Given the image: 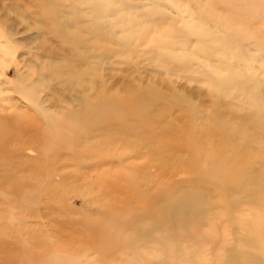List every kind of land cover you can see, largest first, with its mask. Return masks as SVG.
Wrapping results in <instances>:
<instances>
[{"label": "rangeland", "instance_id": "1", "mask_svg": "<svg viewBox=\"0 0 264 264\" xmlns=\"http://www.w3.org/2000/svg\"><path fill=\"white\" fill-rule=\"evenodd\" d=\"M263 33L264 0H0V264H264ZM132 88L155 93L145 121L82 128L80 107L126 109ZM211 151L257 171L258 199L218 196ZM169 190L206 192L198 223L128 224Z\"/></svg>", "mask_w": 264, "mask_h": 264}, {"label": "bare ground", "instance_id": "2", "mask_svg": "<svg viewBox=\"0 0 264 264\" xmlns=\"http://www.w3.org/2000/svg\"><path fill=\"white\" fill-rule=\"evenodd\" d=\"M103 1V0H102ZM229 1V0H227ZM232 3V2H231ZM243 5V4H242ZM245 5V4H244ZM243 5V7H244ZM209 7V6H208ZM234 7V10L235 7V4L233 5ZM248 7V5L246 6ZM245 9V7H244ZM209 10V9H208ZM250 10V9H248ZM237 12V10H236ZM241 15L242 12H241ZM217 15H215L216 17ZM248 17V16H247ZM217 18V17H216ZM249 18V17H248ZM229 19V18H227ZM223 21V17H222V20ZM221 23V22H220ZM232 26V21L230 19V21L228 22V27ZM198 27V25H197ZM199 28V27H198ZM196 30V28H194ZM229 29V28H228ZM201 30V29H200ZM207 30V29H206ZM205 30V31H206ZM230 30V29H229ZM202 31V30H201ZM207 32V31H206ZM206 32H204L206 34ZM241 32L240 34H244V31H239ZM251 32V31H250ZM239 34V33H238ZM251 34V33H250ZM230 36H232V34H230ZM263 36H264V33H263ZM244 37V36H243ZM242 38V37H241ZM251 39V38H250ZM262 38H258L257 40L258 41H261ZM225 40V38H224ZM218 41V40H217ZM257 41V42H258ZM213 42V41H212ZM230 43V42H229ZM260 44V42H258ZM215 44V42H214ZM258 49V48H257ZM221 50V49H220ZM169 58H171L169 55H167ZM167 56H164L165 58L168 59ZM175 56V55H174ZM178 56V55H177ZM176 56V57H177ZM180 57V55H179ZM173 58V57H172ZM182 60H183V57H181ZM188 58V57H187ZM179 58L177 57V59H175L176 61L178 60ZM185 59V58H184ZM181 59H179L180 61ZM181 60V61H182ZM188 60V59H186ZM178 61V62H179ZM180 61V62H181ZM183 62V61H182ZM181 62V65H184L186 63H183L182 64ZM221 62H224V61H221ZM220 62V63H221ZM188 64V62H187ZM180 65V63L178 64ZM188 67V65H187ZM230 79H239L240 78V74H237V75H230L229 76ZM224 84V83H223ZM128 88H131V87H128ZM133 89V88H132ZM29 90V89H28ZM134 90V93L133 95H130L129 97H127L126 99H122L118 102V104L120 105V103L122 104H126V109L118 106L116 103H99L95 106L96 108V111L93 112V113H89L87 112V108L84 107V105L82 107H80V109L77 111V117H83L82 120H85V125L82 127V128H86V127H89L92 126V125H96V124H103L105 126H110V125H113V123H117V121H121V122H124L125 119L127 117H129V119H139V120H143L145 121L146 120V117H144V113L146 110L149 109L150 107V103L152 101V97L154 96V92H150L151 94H147L145 92H142V91H136L135 89ZM130 91V90H128ZM170 100H173V96H169L168 97ZM128 102L130 104H127L125 102ZM76 112V111H74ZM70 116V115H69ZM74 117V116H73ZM76 117H74L75 119ZM79 119V118H78ZM60 121V120H59ZM63 121H64V118H63ZM212 122H213V126L214 127H217L221 133L223 134V136L226 137V139H228L227 137H229L231 135V131L228 132V130L230 128L227 127V122H226V119L224 118L223 115H215L213 114L212 116ZM75 124V123H74ZM262 125L263 123L261 121H258L256 123H254V128L257 129V130H260V129H263L262 128ZM60 130H63V129H60ZM65 134V132H64ZM63 134V135H64ZM194 133H191V139L193 141V143H196L197 142V139L196 137L193 135ZM207 134H210L209 132ZM62 135V134H61ZM67 135V134H65ZM59 137V136H58ZM187 137L190 141V132L187 133ZM224 137V139H225ZM110 139V143L112 141H114L115 139ZM112 140V141H111ZM227 144V142H225V145ZM162 146L166 147V144L165 143H162L161 144ZM228 145L231 146V149H235V146H234V143L230 142ZM240 144H238L236 147L238 148ZM169 146V145H168ZM210 156L208 157L209 160L212 161V166H215L216 164V167L215 169L212 170V173H213V176H215L216 179H218L219 181L217 182V188L216 190L218 191V196L223 198L224 200V197L225 196H228L230 195V197H233L232 195L233 194H237L238 195H242L244 197H248L249 199L252 198V199H255L253 197H258V194L260 193L257 189H255L256 185L258 187V185L263 182L264 183V180L260 181L259 184L258 181H257V171L256 172H245L244 168V164L242 161H235V162H229L226 158H222L219 154L216 153V151H211ZM208 156V155H206ZM242 158H244V155L241 156ZM241 158V159H242ZM203 159V158H202ZM247 166V165H246ZM264 168V166H263ZM257 170V169H255ZM254 170V171H255ZM263 172H264V169H263ZM211 173V174H212ZM260 173V172H259ZM260 175V174H259ZM260 177V176H259ZM213 177V179H215ZM261 179V178H260ZM259 180V179H258ZM15 192V191H14ZM264 192V191H263ZM262 194V192H261ZM264 194V193H263ZM22 196L24 197V194H22ZM160 196V198H162V201H160L159 203H156V201L154 200H148L146 201L145 203V207L140 211V212H137L136 214L132 215L131 218L129 220H127L128 224H133L134 225V228L135 229H138V230H141V229H144L145 231H157L156 233H159V231H161L163 233V231H168V229H170L171 231V235H173V230L174 229H178V228H187V227H190V226H194L196 223H198L199 221L197 219H195L194 217H190L191 215L193 216L194 213H201L204 208L202 205L203 204V201L206 200L207 198V194L206 192H203V191H194V190H190V191H186V190H182V191H179V192H175L172 194V191H166V192H163L161 195H158ZM260 196V195H259ZM18 198V196H17ZM21 198V197H20ZM237 198V197H236ZM263 198V196L261 197V199ZM258 199V198H257ZM260 199V200H261ZM21 200V199H20ZM25 200V199H24ZM22 199V201L24 202L23 204H25V201ZM220 200V199H219ZM218 200V201H219ZM21 202V201H19ZM225 205L231 207V208H236L239 203H241L239 200L237 199H231L228 200V201H224ZM227 202V203H226ZM249 202V201H248ZM253 202V201H252ZM251 202V203H252ZM255 202V201H254ZM223 203L221 204H216V203H210V205H208L209 209H214V208H217V207H222L224 205ZM249 204V203H248ZM26 205V204H25ZM240 207V206H239ZM264 209V208H263ZM221 212V211H220ZM219 212V214H220ZM217 214V215H219ZM236 214V213H235ZM238 214H240L238 212ZM252 214V213H251ZM243 215V214H241ZM238 216V215H237ZM252 216V215H251ZM115 217V216H114ZM217 217V216H216ZM261 219L262 217H264V215L262 216L261 214ZM252 218L254 219V217L252 216ZM257 218L259 219V217H256L255 221L257 220ZM218 220V219H217ZM114 221V220H113ZM116 221V220H115ZM205 221V220H204ZM254 221V220H253ZM123 222V221H122ZM210 224V223H209ZM251 224V223H250ZM249 224V225H250ZM199 225V224H198ZM240 225V224H239ZM252 225V224H251ZM211 226V224H210ZM257 227V225H254ZM104 230L106 232L109 231V227H111V223H106L104 225ZM258 227H260L258 225ZM263 227V226H262ZM259 228L260 230L262 229ZM203 228V227H202ZM201 228V229H202ZM208 228V225L206 226V231ZM254 228V227H253ZM205 229V227H204ZM245 229V228H244ZM257 229V228H256ZM259 229L256 230V232L259 234L261 231H259ZM192 230V229H191ZM197 230V229H196ZM144 231V232H145ZM195 231V230H194ZM198 231V230H197ZM213 232V231H212ZM249 232V230H248ZM254 232H255V228H254ZM253 231L251 232V234L254 233ZM203 233H204V230H203ZM247 233V232H246ZM257 233H254L251 237H256V234ZM161 233H159L160 235ZM199 234H200V231H199ZM250 234V233H249ZM247 235V236H250V235ZM95 235V234H94ZM212 235V233H211ZM214 235V234H213ZM255 235V236H254ZM116 234L115 232L112 233V235H110V238L111 237H115ZM155 236V235H154ZM196 236V235H195ZM194 236V237H195ZM203 236V235H202ZM198 237V236H197ZM108 238L106 240V243L108 246H110V244L112 243V240ZM168 238V237H167ZM180 238V237H179ZM184 237H182L183 239ZM209 238H210V235H209ZM212 238V236H211ZM248 238V237H247ZM259 239V236L256 237ZM263 238V237H262ZM155 238L151 237V241L153 240L154 241ZM170 239V238H169ZM177 239V238H176ZM175 239V240H176ZM186 239H187V235H186ZM189 239V237H188ZM193 239V238H192ZM166 240V239H165ZM171 240V239H170ZM152 241V242H153ZM156 241H162V238H158ZM179 242V240H177ZM250 241V239L248 240ZM247 241V243H249ZM163 242V241H162ZM172 242V240H171ZM170 242V243H171ZM193 242V241H192ZM246 243V241H244ZM167 243V242H165ZM188 243V242H187ZM251 243H252V240H251ZM154 244V243H153ZM169 244V243H168ZM176 244V242H175ZM181 244V242H180ZM179 244V246H180ZM186 244V243H185ZM202 244V243H201ZM200 244V247L202 246ZM250 244V243H249ZM248 244V245H249ZM255 244V243H254ZM262 246V244H260ZM185 246V245H184ZM158 247V245H157ZM252 247V245L250 246V248ZM254 247V245H253ZM252 247V248H253ZM171 248V247H170ZM192 249V247H190ZM260 248V246H259ZM162 249V247H161ZM187 249V248H186ZM194 249V248H193ZM247 250V248H245ZM163 250V249H162ZM168 250V249H167ZM244 250V249H243ZM242 250V251H243ZM251 250V249H250ZM249 250V251H250ZM255 250V249H254ZM253 250V251H254ZM148 251H151V250H148ZM166 251V250H165ZM186 250L184 249V252ZM188 249H187V252H185L186 254H188ZM193 251V250H192ZM122 252V251H121ZM154 253V251H152ZM151 252V254H152ZM160 252V251H159ZM159 252L157 254H159ZM162 252V251H161ZM183 252V253H184ZM201 252V251H200ZM199 252V253H200ZM252 253V250L250 251ZM13 253V252H12ZM178 253V252H177ZM226 253H227V260H226V263L225 264H241V261L239 260V258L237 257L236 255V252L234 251V249H229L226 250ZM255 253V251H254ZM165 254V253H164ZM167 254V253H166ZM169 254V253H168ZM198 255V252L196 253ZM141 255V254H140ZM201 255V253H200ZM151 255H149L150 257ZM160 255H158V258H159ZM168 256V255H167ZM172 256V255H171ZM183 259V256L180 255ZM186 256V255H185ZM220 256V255H218ZM148 257V256H147ZM153 257V256H152ZM170 257V256H169ZM190 257V255H189ZM157 258V257H156ZM155 258V259H156ZM174 258V257H173ZM178 258V257H177ZM243 258V257H242ZM247 258V257H246ZM255 258V256H254ZM188 259V258H187ZM193 259V258H192ZM195 259V257H194ZM194 259L192 260L193 263H194ZM121 260V259H120ZM143 260V259H141ZM146 260L147 258L145 259L144 261V264L146 263ZM152 260V259H151ZM168 260V259H167ZM169 260H171L169 258ZM190 260V259H188ZM205 260V259H203ZM224 260V259H223ZM150 261V260H149ZM191 261V262H192ZM169 262V261H168ZM180 262V260H179ZM198 262V261H197ZM196 262V263H197ZM206 262V261H205ZM204 262V263H205ZM148 263V261H147ZM146 263V264H147ZM167 261L166 260H161V261H157L155 262L154 264H166ZM171 263V262H170ZM195 263V264H196ZM207 263V262H206ZM244 263V262H243ZM246 263V262H245ZM11 264V263H10ZM169 264V263H168ZM178 264V263H177ZM184 264H186V262H184ZM208 264V263H207ZM223 264V263H222ZM248 264V263H246ZM254 264H262L260 261L258 260H255L254 259Z\"/></svg>", "mask_w": 264, "mask_h": 264}]
</instances>
